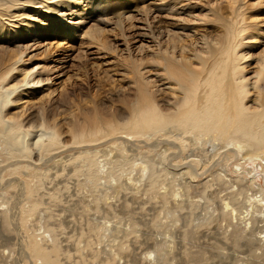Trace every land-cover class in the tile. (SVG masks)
Segmentation results:
<instances>
[{
	"label": "rangeland",
	"instance_id": "rangeland-1",
	"mask_svg": "<svg viewBox=\"0 0 264 264\" xmlns=\"http://www.w3.org/2000/svg\"><path fill=\"white\" fill-rule=\"evenodd\" d=\"M42 1L51 6L50 3L55 0ZM111 1L113 0L107 1L103 11L94 12L92 15L83 12L84 0H56L65 2L70 7L62 9L59 16L63 18L60 19H45L37 9L17 13L25 14L23 20L37 25L43 26L45 21H50L57 31L43 35L34 30V34L21 41H0V56L9 58L20 52L24 56L25 64L19 65V73L12 78L14 85H22L24 72L34 68L38 71L48 70L44 72V78L50 79V82L39 88L20 90L14 98L18 102L10 110L12 116L25 119L38 111H47L52 115L51 122L56 121L55 124L62 129V139L66 141L67 124L75 118L80 119L82 114L83 119L89 117L95 107L106 111H102L104 114H112L118 107L126 109L122 100L127 99L130 102L133 99V67H149L145 70L148 72L146 79L151 86H155L153 90H159L161 98L175 97L174 94L178 91L176 88L165 84L167 82L155 83V74L161 73L156 66L158 54L171 47L169 35L182 38L184 43L179 46L184 45L187 52L192 48L199 49L205 40L201 31L206 30L209 41L213 42L219 30L217 18L231 19L233 13L241 12L245 15L248 32L253 35L244 41L247 60L242 63L246 68L247 78L254 75L258 61L264 55V0H135L117 5L111 4ZM164 4V8H159ZM74 14L76 15L73 16ZM94 38H97L96 42ZM12 83L6 89L14 87ZM259 86V95L258 92L251 94V108H256L257 98L264 95V80ZM65 99L66 104H63ZM180 103L176 108H179ZM58 107L61 109H57ZM122 122L125 121H120ZM148 141L152 145L150 153L155 156L152 162H159L157 165L160 166L164 161L161 157L165 155L169 161L173 160L172 152L166 153L156 139ZM139 146L145 147V144ZM69 149L67 144L64 149L61 148L62 152L55 151L60 156L55 155L56 153L52 154L55 156H45V164L42 163L44 170L41 173H49V178H44L45 189L41 190L44 195L43 205L37 214L28 219L27 227L21 224L20 219V207L24 198L22 200L16 197V201L11 189L6 194L8 201H0V264H44L30 254L27 248L29 237L43 247H48L50 252H54V242L58 241L60 253H54L53 257L59 255V264H226L235 255L242 258L236 264H247L249 261V257L241 253H246L244 247H234L228 240L224 241L228 247L227 251L224 250L227 258L223 251L217 250H214L217 257H212V250L205 246L206 237L214 229L215 224L212 221L218 217L217 207L221 198H225L232 191L236 193L238 185H250L251 181L261 187L254 188L256 191L252 189L256 193L264 189V161L246 160V163L244 161L240 164H247L248 168L242 166L239 169L237 165L243 154L239 151L240 158L236 157L224 169L214 166L220 159L219 152L207 145L201 158L192 157L191 152L181 155L177 159L178 163L174 162L171 167L169 165L163 169L158 168L164 176L161 184H151L148 181L147 178L152 174L149 170L145 176V172L142 175L140 167L135 169L131 165H116L117 168L113 167L110 172L117 177L119 185L105 176L101 181L102 185L92 188L83 176H75L74 168L80 163L73 168L77 152ZM103 160V157L99 159L101 162ZM194 160H201V163L192 166L191 162ZM0 164L7 165L4 162ZM56 170L61 174H57ZM225 175V181L230 182V187L228 183L223 185L218 180ZM130 176L134 182L124 185V181ZM234 176L237 180L241 179V183H235ZM27 180L30 181L31 178ZM164 184L170 185L167 187ZM48 190L51 194L47 193ZM252 190L246 194L250 196ZM239 200L242 201L243 198ZM222 224L226 225L224 222ZM229 232L231 229H228ZM157 244L163 248L157 250Z\"/></svg>",
	"mask_w": 264,
	"mask_h": 264
},
{
	"label": "bare ground",
	"instance_id": "bare-ground-1",
	"mask_svg": "<svg viewBox=\"0 0 264 264\" xmlns=\"http://www.w3.org/2000/svg\"><path fill=\"white\" fill-rule=\"evenodd\" d=\"M107 1L84 0L85 10L83 12L92 15L94 12L103 11ZM133 1L135 0H113L111 4L117 5ZM50 4L51 6H48L42 0H0V41L5 40L6 43H14L17 39L21 41L34 34V30L37 34L43 35L57 31L50 21H45L43 26L37 25L29 23L26 19L23 20L25 14H17L19 11L31 12L33 9H37V12L45 19H60L63 18L59 16L62 9L70 8L65 2H56V0ZM165 6L166 4L159 8ZM169 9L173 10L171 7ZM217 23H219L218 35L213 42L209 41V37L206 35L207 31L203 30L201 32H203L205 40L201 48H192L187 52L184 45L179 46L180 43H184L182 38L169 35L170 49L158 54L156 66L161 73L155 74V83L167 82L165 84L176 88L178 91L174 94L175 97L161 98L159 90H153L155 86H151L149 80L146 79L148 72L145 70L149 67H133V84L135 85L131 91L133 99L130 102L127 99L122 100L123 105L126 106L125 111L118 107L114 113L104 114L106 111L102 110L103 113L95 107L93 114L89 117L83 119L82 114V116L79 115L80 119H71L72 122L68 121L69 124L66 122L68 125L66 141L62 139V129L55 124L56 121L51 122L52 115H49L47 111H38L37 114L28 115V118L25 119L10 114V110L18 102L14 98L18 92H21L20 90L39 88L44 83L50 82L49 78H44L46 76L44 72L48 70L38 71L37 68H34L24 72L23 84L14 85L12 78L19 73V65L25 64L23 53H17L9 58L0 56V159H2L0 163H7L5 166L0 164V201L3 203L8 201L6 194L11 189H13L14 198L20 197L22 200L24 198L20 207V219L24 227H27L28 219L37 214L43 205L44 195L41 194V190L45 189L44 181L46 180L44 178H49V173H41L44 170L42 163L45 156L59 155L55 151L60 153L61 148L64 149V145L67 144L70 146V151L77 152L73 168L75 164L80 163L74 168L75 176H83L85 182L92 188L102 185L101 181L105 179V176L106 178L110 177L107 179H112L110 181L118 184L117 177L113 175L114 173L112 176L110 172L116 165H131L135 169L140 167L142 175L145 172V176L146 171L149 170L152 174L147 178L148 181L151 184H161L164 176L161 175V170L158 168L163 169L169 165L171 167L174 162L178 163L177 159L181 155L191 152L192 157L201 158V154L206 152L205 146L207 145L219 152L220 159L214 166H221L224 169H227L234 159L239 157V151L243 152L237 165L239 169L245 168V166L248 168L247 164L245 166L240 164L244 161L246 163V160L264 161V95L257 98L256 108L249 106V103L252 102L251 94L253 92L256 94L259 91V85L264 80V55L259 59L254 75L247 78L246 68L242 63L247 60L244 53V41L252 38L253 35L248 32L249 27L246 24L245 15L241 12L233 13L231 19L217 18ZM67 24L71 25V22ZM41 36L39 35V37ZM95 39L97 40L94 38V41ZM1 50L2 48H0ZM189 54L192 55L190 59ZM11 83L14 87L6 89ZM66 101L65 99L63 104H66ZM178 103L180 106L176 108ZM122 120L125 122L120 123ZM37 129L39 130L36 131ZM31 136L34 138H30ZM154 139L157 140L158 145L165 148L166 153L172 152V161H169L166 155L160 156L164 160L160 161L161 167L157 165L159 162L151 161L155 156L150 153L152 145L148 140ZM142 143L145 144V147L139 146ZM141 149L146 150L141 152ZM70 151L68 152L70 153ZM102 157L104 160L101 162L99 159ZM145 159L148 160L144 162ZM200 161L194 160L191 164L194 166L200 164ZM118 172L120 173V171ZM56 173L61 174L59 170H56ZM130 175L132 176V174ZM131 176L124 181V185L134 182ZM189 176L191 177V175ZM9 178L12 179L7 181ZM27 178H31V180L29 181ZM223 178L218 180L223 185H227V183L229 185L230 182L226 183L225 181L226 175ZM243 179L245 178L243 177ZM236 180L233 181L236 183L241 179ZM108 183L110 184V182ZM164 185L168 187L170 184ZM258 187L260 186L252 181L250 185H238L236 193H232V191L231 194H226L225 198L219 200L217 207L219 214L216 212L218 217L212 221L215 224L214 229L206 237L205 245L212 250L210 251L212 257L216 256L214 250L227 251L228 247L224 241L228 240L234 247H244L243 250L246 253H241L249 257L247 264H264V189L256 193L254 188L258 189ZM231 188H233L232 185ZM251 190L252 194L248 196L249 194L246 193ZM49 191L47 193L51 194ZM105 195L107 194L105 193ZM240 198L243 200L240 201ZM213 214L215 215V213ZM232 220L237 222L233 223ZM222 222L226 225L223 226ZM228 229H231V232L228 233ZM257 235L259 237H256ZM156 246H158L157 250L163 248L160 244ZM27 248L30 254L35 255L44 264H59V255L56 258L53 257L54 253H60L58 241L54 242V252H50L48 247H43L42 244L29 237ZM241 259L235 255L226 264L242 261ZM223 261L225 260L223 259Z\"/></svg>",
	"mask_w": 264,
	"mask_h": 264
}]
</instances>
